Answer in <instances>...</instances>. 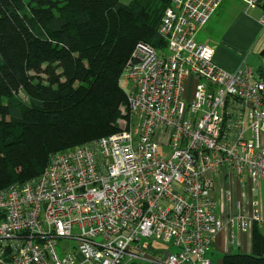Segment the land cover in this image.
<instances>
[{"label":"built area","instance_id":"built-area-1","mask_svg":"<svg viewBox=\"0 0 264 264\" xmlns=\"http://www.w3.org/2000/svg\"><path fill=\"white\" fill-rule=\"evenodd\" d=\"M224 1L172 0L165 48L136 45L121 79L126 130L0 191V264H214L220 232L238 242L264 225V80L217 67L197 41Z\"/></svg>","mask_w":264,"mask_h":264},{"label":"trees","instance_id":"trees-1","mask_svg":"<svg viewBox=\"0 0 264 264\" xmlns=\"http://www.w3.org/2000/svg\"><path fill=\"white\" fill-rule=\"evenodd\" d=\"M171 4L0 0V191L37 180L53 155L118 132L126 63L139 42L165 48L159 28ZM252 243L223 264H264L256 225Z\"/></svg>","mask_w":264,"mask_h":264},{"label":"crops","instance_id":"crops-1","mask_svg":"<svg viewBox=\"0 0 264 264\" xmlns=\"http://www.w3.org/2000/svg\"><path fill=\"white\" fill-rule=\"evenodd\" d=\"M263 16L264 8L261 6L249 9L240 0H225L202 30L203 39L198 41V36L197 41L214 47H212L214 49L213 61L217 67L228 72H235L242 66H248L241 62L247 59L250 50L254 49L260 37L259 52L264 59V26L261 23ZM232 52L233 56L230 60ZM249 67L258 72L264 80V65L258 64L257 68L253 65ZM240 191L241 189L236 186L235 196L237 198H239ZM220 196L218 195L219 199H221ZM256 226L264 234V225ZM231 236L230 228L229 230L224 229L216 236L213 249L209 254L214 264H223V258L228 254L252 253L253 231L251 234H240L238 242H234Z\"/></svg>","mask_w":264,"mask_h":264},{"label":"rangeland","instance_id":"rangeland-1","mask_svg":"<svg viewBox=\"0 0 264 264\" xmlns=\"http://www.w3.org/2000/svg\"><path fill=\"white\" fill-rule=\"evenodd\" d=\"M120 1L122 3H124V4H128L130 2V0H120ZM198 36H199L198 37V41H201V39H203V37H204V33L201 31ZM260 38L257 41L256 45L254 46V49L252 51L250 50L247 59L245 61H242L241 63H244V65H248V66L249 65L250 66L253 65L256 68H257L258 64H260V66L264 65V59L261 57L260 52H259V44L258 43L260 42ZM160 44H161V42H160ZM154 45L158 47L159 42L158 43H154ZM211 47H213V46H211ZM161 48H163V46ZM161 48H159V49H161ZM229 52H231V51H229ZM232 56H233V52L230 53V57H231L230 60L232 59ZM121 87L123 88V90H127L126 87L122 83H121ZM19 98L22 101H24V99H25L23 95L20 96ZM122 112L123 113H122L121 119L118 122V130H117L118 132L119 131H124V130L127 129V126L125 124L126 123V121H125V115L128 116V110H125V107H123ZM151 243H152V248L154 250H157V249H166V250L173 251V249L171 247H169L167 244H164V243H162L160 241H152Z\"/></svg>","mask_w":264,"mask_h":264}]
</instances>
